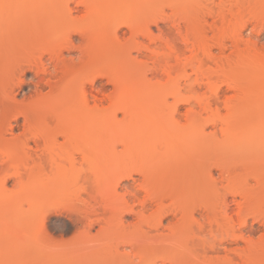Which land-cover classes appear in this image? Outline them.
<instances>
[{
	"label": "rangeland",
	"instance_id": "374dc122",
	"mask_svg": "<svg viewBox=\"0 0 264 264\" xmlns=\"http://www.w3.org/2000/svg\"><path fill=\"white\" fill-rule=\"evenodd\" d=\"M78 1H84L86 5L79 6L77 3H72V7H78L72 16L80 17L87 13L89 21H86L87 24L85 20L81 23L73 22L68 17L67 27L64 28V31L70 24L73 28L78 25L80 27L77 26L79 36L76 32L72 43H76V46L78 44L80 50L81 46H86L85 49L88 50L82 49L84 55L89 50L92 53L90 55L86 52L85 57H82L84 63L79 62L78 59L73 62L69 58H74L76 55L72 53L73 51L69 53L64 49L65 60L68 59L75 65L71 63L68 65V62L64 61V64L66 62L65 67L62 63L64 70L61 71L65 73L66 77L60 79L62 84L59 83L56 91L47 93L45 95L47 98L44 96L40 102L42 107L51 111L63 109L66 107L63 104L70 100L78 105L79 96L77 93H65L63 90L65 88V90L76 89V84L89 76L95 75L99 79L98 76L102 73L105 75H101V77L105 76L103 77L105 79L102 78V81L99 79L96 84L104 83L107 95L111 91L113 92V89L118 90L114 92V95L118 93L120 98L122 97L121 100L124 98L126 103L130 100L128 96L130 95V98L133 96L129 101L130 104H126V107L127 105L131 106L127 109H132L133 112L132 110L131 112L134 114L132 116L124 114L126 117L121 110L125 108L123 100L119 102L115 98L116 104H114L109 96L105 97L104 135L103 132L101 135L100 133L93 135L96 139L103 138L97 140L103 141L100 148L105 152V167L101 171L103 178H100L101 183H99L101 187H99L101 190L99 192L101 193L96 194L100 205L99 212L97 215L91 214V216L100 217L102 221L104 220L103 216L109 217V224L104 225L105 222L100 221L104 228L99 226L101 224H96L90 228L91 230L88 224L86 225V221L83 220L85 219L84 214L88 210L89 214L91 207L95 203L97 204V200L90 193L82 191L83 188L81 190V186L83 187L85 183H81L83 180L78 181L76 177L75 183H72L71 199L66 200L67 198L63 197L69 205L64 203L63 198H61L63 201L61 207L60 205L59 207L55 206L56 202H53L46 217V224L41 228V212L47 206L43 202L49 203L47 199L50 201L58 199L52 194L53 192L49 191H52L57 183H43V181H47L46 175L50 172V168L46 165L45 168L42 167V172L39 161L48 154H45L41 147L39 148L33 141L29 142V147L24 144V140L21 145L20 138L25 139V130H22L24 128L22 127L23 122H21L24 118L19 116V123L14 119L15 115L25 113L39 122L44 117V113H40L44 112L42 110L44 108L35 111L34 103L32 104V101L23 97L22 94L27 93L29 87H25L21 93H19L20 90L14 89L13 93L16 94L17 100L15 103L8 101L10 96L9 94L6 96V94L11 90L12 85L10 77L13 75L10 70L12 74L16 71L18 73V70L13 68L14 60L12 59L30 56L29 49H33L36 55L42 54L48 49L45 48L46 42L65 47V42L68 39L65 33L60 34L58 30L55 33L60 35V39L44 33V26L48 24L46 26V31H48L51 21L44 20L45 16L43 18V13H39L40 10L25 11L26 13H16V15L8 14V18L4 17L7 14L4 11L1 13L3 15L0 14L3 17L0 18V34H2L0 35V57H2L0 58V94L3 89L2 93L5 92L0 95V101L2 100L0 102V147L1 149L5 148L8 155H11L12 152L10 162H13L12 165L10 163V166L6 165L4 168H0V264H196L195 251L200 254V264H264V141L261 139L263 135L259 136V133H264V127H262L264 126V0H155L151 11L148 10V3H145V0V2L143 0H75V2ZM5 3L0 0V7H2L0 9L7 8V6L5 7L7 3ZM97 10L105 18V24L102 25L104 31L101 33V26L95 17ZM60 11L63 14L65 12L63 9ZM34 15L37 16L36 21L31 20ZM64 15L66 16V12ZM177 18H183L180 19L182 33L195 43V46L190 47L193 50L186 49L185 51L183 46L179 52L183 53L182 56L185 55L184 57L180 55L184 61L189 58L186 60L192 63V65L186 66L184 71L177 67L180 66L179 60L175 58L177 54L171 53V46L177 41L180 43L179 45H182L170 22ZM148 28L152 30L151 35H148L147 38ZM93 29H96V32ZM81 30L87 33L84 35L86 39H83L84 37L80 34ZM27 31H32L38 37L41 36L38 38L37 45L32 46V40H30L32 44L26 43V36L29 34ZM42 39H45L43 43H41ZM83 41H88L89 45ZM90 42L92 43L90 44ZM54 44L53 46H55ZM179 45L176 46L179 48ZM58 46L51 47V49H59ZM88 46L91 48H87ZM40 47H44L45 50ZM47 52L45 51V53ZM48 56L46 54V58ZM155 65L156 68H154ZM63 72H61V76H64ZM30 75L27 74L26 78H30ZM108 76L117 80L116 83L120 78L121 82L119 81L120 83L118 82L117 85L111 84V82H107L106 77ZM11 79L13 78L11 77ZM64 84L71 88L67 86V89ZM79 85L78 83L77 86ZM112 85H115L116 88ZM119 85L122 87L121 89ZM180 85L181 88L183 87V89L180 88L181 90L178 88ZM7 89H9L8 92ZM60 91H63L62 94ZM178 91H182V94L185 93L182 101H179L181 95ZM46 92L45 90L44 93ZM122 92H124V96L127 95L128 100H125L126 97L123 94L122 96L119 94ZM64 94H67L68 97ZM70 95L74 96L72 97L74 100ZM110 97L113 99L115 96ZM59 98H62L61 102ZM120 98L118 97V99ZM184 100L186 101L183 102ZM117 102L119 103L117 104ZM19 104L22 105L21 108H19ZM24 108L27 111L31 109L29 111L31 113L25 112ZM194 108L196 111L192 110ZM188 111H193L192 120L189 118L192 112ZM195 112L198 117L193 121ZM115 114H117L116 117H114ZM187 114L190 116L187 117ZM177 118L182 120H180L182 125L180 122L179 124L176 122ZM155 121L160 126L156 127ZM10 122L14 125L13 129L8 128ZM257 130L259 132L255 135ZM80 134L83 138V133ZM177 140H183L180 142L185 150L199 152L202 159L200 163H202L201 166H198L199 168H196L199 173L203 174L205 171L204 182L200 184L199 188L201 201L206 205L203 210L205 214L203 224L206 226L203 230V243L200 246H190V248L185 247V243L181 242L176 245H168L163 239V243L160 242L154 229L150 233V229L145 231L148 229L146 227L141 230L129 226L136 221L131 215L124 216L123 221H125L122 225L118 217L121 215L122 208L124 209V204L121 205V202H124L120 199L126 192L124 187H127L132 181L124 180L123 186L116 188L117 174L115 178L113 176L109 178L114 175L112 168L118 170L117 162L120 161H117V158L120 160L124 156L126 163L134 164L139 161L143 148H150L149 143H151L150 149H154L155 143L177 144L179 142H176ZM125 142L130 144V149L124 150ZM260 143L262 148L258 149L257 146L261 145ZM25 146H27V150ZM3 150L0 151L2 158L6 157L2 156ZM110 152H113L117 157ZM28 153L32 154L31 158ZM76 155L78 161H81L82 153L77 152ZM111 157L112 159H110ZM113 162H115L114 165H112ZM109 165L112 166L109 167ZM207 166L211 168L216 166L218 169L222 167L226 178L223 179L220 175L221 169L220 172L215 169L216 172L213 170V175L219 181L211 183L208 181L210 179L208 171L210 170ZM193 169V167L189 168V173H192ZM170 172L173 170H160L158 174L161 180H169L167 176L171 175ZM5 174L6 178H4ZM252 176H257L262 181L259 180L260 182L256 183L257 181ZM90 184L92 183H86V185ZM152 185L157 189L167 191L170 195L163 192L167 197L175 196V193L176 197H179L187 191L189 183H152ZM88 187L91 192V187ZM47 188L49 189L46 190ZM41 190L42 192H40ZM45 198L47 201H44ZM169 201L171 200L168 197L166 202ZM72 203L78 204V209L75 210ZM84 203L85 205L89 204V207L87 205L83 208V211L88 208L84 211L86 213L81 211ZM130 203H132L131 200ZM226 203L230 207L227 211ZM43 205L45 206L42 207ZM59 208L61 209L59 210ZM104 209L108 210L104 213ZM77 210L82 214H78ZM208 217L212 219V225L208 221ZM170 218L168 219L170 220ZM173 219L175 218L171 220L175 221ZM168 221H165L164 224H167ZM162 229L160 231H163V235L169 233L166 228ZM181 233L184 238H188L191 233L189 226L184 227Z\"/></svg>",
	"mask_w": 264,
	"mask_h": 264
},
{
	"label": "bare ground",
	"instance_id": "6f19581e",
	"mask_svg": "<svg viewBox=\"0 0 264 264\" xmlns=\"http://www.w3.org/2000/svg\"><path fill=\"white\" fill-rule=\"evenodd\" d=\"M145 1L143 0V2L148 3V7H147V4L145 6L148 8V10L151 11L153 2L155 0H145ZM3 2H6L7 3V5H5V7L7 6V8L0 9V14L2 12L4 13V11L7 12V14H5L4 17L6 16V18H8V14L9 15L10 14L16 15V13L17 14L26 13L25 11L30 12V10L31 11L40 10L39 13H43L42 14L43 18L45 16L44 20L48 21V19H49L51 21V23L49 24L51 26H49L50 28H49L48 31H46V26L48 24L46 26L42 25V26L45 27V32L44 33H46L48 35H51V36H55V37L58 38L60 35L58 36V34L55 33L56 30H58V33H60V34L61 33H65L66 34L65 36H67V39H68V41L65 42V47L64 46L63 47L58 46V44H54V43L50 44L49 42H48L49 44H47V42H46L45 45H47L48 47L46 46L45 48L46 49L48 48V49L45 50L44 47H42V48L40 47V49L45 50L46 52L47 51H49V52L45 53V51H44L42 54L36 55L33 49H29V51H30L29 52V55L30 56H28L27 55L28 53H27L26 55L28 57H25V58H22L21 57V58H17V59H12V60H14L13 61V65H14L13 68L17 69L18 70V73H16L17 72L16 71V72H14L16 74H14V73L12 74V71L10 70L11 75H13V76H11L13 79H11V77H10V81H12V83H10V84H12L11 87H10L11 90L7 89V92H8V90H9V92L6 94V96H8V94L10 96V97H8L10 100L8 99V101H14V103H15V100H16L15 95L16 94L13 93L14 92V89L20 90L19 93H21V91L25 87H29L28 92L27 93H23L22 95H23V97L25 99L27 98V99H29V101H32L31 102L32 104L34 103L35 111H37L39 109L44 108V107H42V103L40 102L42 100V98H44V96L47 95V93L54 92V90L56 91V88H58V86L60 84H62V82H61L62 80L60 81V79H63V77H66L65 76V73L63 71H61V70H64V68H63V64L64 63L63 62L64 61L68 62V65L71 62H69L68 59H67L68 61L65 60L66 57L64 55V49L66 51H68L69 53L71 51H73L72 53H74V55H76V56H74V58L70 57L69 58L70 61H71V59H72V61L75 60V59L77 61V59H78V61L81 62V63L83 62V59H84L82 57H85L86 52H88V51H86L85 52V55H84V50H88V49H85L86 46L85 47L81 46V48L84 49V50H82V49L80 50L79 49L80 46H78V44L76 46V43H74V44L72 43L73 42L72 41L73 40V36H74V34L76 36V32L78 31L77 30L78 27H79L78 25H77L78 27L75 25V28H73L71 26V24H70V26L68 27V29L66 31H64V28L67 27L66 22H68V20H67L68 17L73 22L74 21L75 22L76 21H79V23H81V21L84 22V20H85V23L87 24L86 21H89L88 20L87 13L85 15L80 16V17L79 16L77 17L75 15H74L75 17H73L72 14L74 13V11L76 13L78 7L75 8V7H72L71 6L72 3H77V5H79V6H81V5H84L85 6L86 5V2H84V1L83 2H79L78 1L79 2L78 3V2H75V0H3ZM225 3H226V1H225ZM89 6H90V3H89ZM92 6H93V4H92ZM146 7H145V10L147 11ZM0 8H2V7H0ZM61 9H63L66 12V16L64 15L65 12L63 14L60 11ZM97 9H99V8H97ZM94 11H96V10H94ZM1 15H3V14H1ZM1 15H0V18H3ZM13 15H12V17H13ZM90 15H93V14L90 13ZM42 16H41V18H42ZM46 16H47V19H46ZM95 17H96L97 23L101 26V30L99 29L100 30V33H101L102 31H104V30H102V28H103L102 25L105 24L104 23L105 18H104V16H101V14H99L98 10H97V13H95ZM180 19L177 18L175 20L172 19L170 21L171 22V26L173 27V29H175V31L177 33V36H178V39L180 40V42L182 44V45H179L180 43L177 41L178 44L176 42V44L172 45L171 46V50H172L171 53H174V55H175V53L177 54L175 56V58H176V60H179L178 63L180 64V66H177V67H179V69L181 68L184 71L188 67V65L189 64L192 65V63L191 62H188L189 58H186L188 60L185 59V61H184V59H182V57H184L185 55L182 56L183 53H179V52L183 49V46H184V49L183 50H185V51H186V49L187 50L188 49H192L190 47L191 46H195L194 45L195 43L193 41H191L186 34H183L182 33L181 20L183 18L181 20ZM13 20H15V19H13ZM23 20H24V18H23ZM31 20L36 21L37 20V16H35V15L32 16L31 17ZM38 20L41 21L39 18H38ZM61 20H62V22H60ZM24 23H26V22H24ZM69 23H68V25H69ZM44 24H46V22H44ZM129 26H131V25H129ZM86 27H87V25H86ZM41 29H43V27ZM160 29H161V27H160ZM87 30H88V28H87ZM151 30H150V28L147 29V31H149V34H146L147 36L145 35L147 38H148V35H151L150 34L151 33ZM90 31H91V29H90ZM80 32H82L80 34L82 35V37H84L83 39H86L84 35L85 34L87 35V33L84 32V31H82V30ZM162 32H165V31H162ZM27 33H29V34H27ZM27 33L26 34L28 36H26L27 37L26 38V43L29 44L30 40H32L33 44H32V42H30L32 44V46L37 45V43L39 42L38 41V38H40L41 36L38 37V35L33 34L32 31H30V32L27 31ZM39 33H40V30H39ZM77 34H78V32H77ZM142 34H144V32H142ZM0 35H2V34H0ZM3 35H4V33H3ZM98 35H100V34H98ZM152 35H153V33H152ZM164 35H163V37H165ZM78 36H79V34H78ZM102 37H103V35H102ZM45 39H42V42L41 43H43ZM59 39H60V37H59ZM51 40H52V38H51ZM99 40H101V39H99ZM190 41L192 42V44H190L191 43ZM83 42L84 43L87 42V45H89L88 41H83ZM70 43H72V44H70ZM91 43L92 42H90V44ZM53 44L56 47L58 46L59 49H54V48L51 49V47H55V46H53ZM176 45L177 46L179 45V48ZM40 46H42V45H40ZM77 48H78V50H77ZM87 48H91V47L88 46ZM49 49H51V50H49ZM195 49H196V47H195ZM39 51H41V50H39ZM82 53H83L84 56L82 55ZM89 53L91 55L92 52H90V50H89L88 54ZM46 54L49 55L47 58H46ZM149 56H151V55H149ZM0 58H2V57H0ZM80 59H82V60L80 61ZM151 60H153V58H151ZM66 62L64 64L65 67H66ZM154 62L156 63V61H154ZM192 62H194V61H192ZM71 64H74V63H71ZM77 65H80V63L79 64L77 63ZM85 65H87V64L85 63ZM176 65H178V64H176ZM156 67L157 66L155 65L154 68H156ZM61 72L64 73V76H61V74H62ZM27 74H29V75L31 74L30 75V78H26ZM66 74H68V73H66ZM14 75H16V76H14ZM101 75H105V74L102 73V74L99 75L100 77L98 76V78L101 79L100 81H102V78L105 77V76L101 77ZM60 76H61V78H60ZM109 77H110V79H109ZM70 78H71V76H70ZM112 78L113 77H111V76L106 77V79H108L107 82L109 81V83L111 82V84H116L117 85V83L120 81V78H119V81L117 83H116L117 80L115 81ZM99 79H97V76H95V75L92 76V77L89 76V77H87V79L84 78V81H80L81 83L78 82L80 85L77 86V84H78L77 83L76 84V87H77L76 89L74 88L73 90H71V89L70 90H65L66 88L64 89V87H63V89H64L63 91H65V93L66 92L67 93L70 92L72 94L75 93V92L77 93V95L79 96V104L77 105L74 101H71L70 100V102L69 101L68 102L66 101L67 103L66 104H63V106L64 105L66 106L63 109H61L60 107H58L59 109H61L59 111H51L48 108H44V109H42V110H44V112H42L40 110L41 111L40 113H44L43 114L44 117L39 122H37L36 120H33L31 118V116L29 117V115L27 116L25 113L22 114V115L21 114L20 115L19 114L15 115L14 121H16V122H18L19 116H22L24 118L23 121H21V122H23V124H22L23 126L22 127L24 128L22 130L23 131L25 130L24 131V133H25V135H24L25 137L24 138L25 139L20 138L21 139V145H22V140H24L23 141L24 144L27 145L28 147H29V145H28L29 142L30 141L31 142L33 141L35 143V145H37L39 148L41 147V150H43L45 154H48V155H46L45 158H43V159L40 160L41 162L39 161V164L41 165V169H42V167L45 168L46 165H48L49 168H50L49 169L50 172L48 171L49 173L46 175L47 176V181H45V182L43 181V183H57L53 187V189H52L51 186H49L52 189V191L51 190H49V191L50 192H53L52 194L54 196H56V198H58L59 200L57 199L55 201L54 200H51L50 201L49 199H47L49 203L43 202L47 206L45 208H43V211L41 212V216H40L41 228H43L45 226V224H46V222H45L47 220L46 217L49 214L48 211L50 209V205L53 202H56V205L55 206L59 207V205H60V207H61L62 202L65 200L63 197H66L67 198L66 200L71 199L72 191H73V189H72L73 188L72 183H75L76 177H77L78 181L79 180L80 181L81 180L85 181V182L81 181V183H85L84 184L85 187H84V185H83V187L81 186V190L83 188L82 191H86V193L87 192L90 193L92 195V197L95 198L96 200H97L96 194L99 191H101L99 189V187H100L99 183H101L100 178L103 176L102 173H101V171L105 167V152H104V150H101V148H100V146H101L100 144L103 141L100 142L99 140H97L98 138L101 139L102 137H98L96 139V137L94 138L93 135H95V134L97 135L99 133L101 135V133L103 131H105V105H104V103L106 102L105 101L106 100L105 97L108 98L107 96H109V98L114 101L113 102L114 104H116L115 98L119 102L120 101L122 102V100L124 101V98L121 100L122 97L120 98V96L118 95V93H115V95H114V92H117L118 91V90L115 91V89H113V92L110 90L111 91L109 93L110 95L109 94L107 95L105 93V88H104V85H103L104 83L101 82V85H99L100 83L96 84V82ZM103 79H105V78H103ZM111 84H109V85H111ZM7 85H6V87H8ZM64 85H65V87L68 86L66 84H64ZM120 85H119V88L121 89L122 87H120ZM112 86H114V88H116L115 85H112ZM68 87H67V89H68ZM69 88H71V87H69ZM178 88H179V90L183 89V87L181 88V85ZM178 88H177V90H178ZM3 90H1V94H4L5 93V92L2 93ZM45 90L47 91L46 93H44ZM123 90H126V89H123ZM177 90H176V92H177ZM62 92H61V94H62ZM178 92H179V95H181V99H179V101H182V99H183L182 97H183V95L185 93L182 94V91L181 92L178 91ZM123 93L124 92L119 93V94L122 96ZM172 93H173V91H172ZM64 95L66 97H68L67 94H64ZM110 96H112V97L115 96V97H113V99H112ZM123 96H124V94H123ZM126 96L127 95H125L124 97H126ZM72 97H74V96H71V98ZM118 97L120 99H118ZM128 97H129L130 100H132L131 98H133V96H131V98H130V95ZM45 98H47V96H45ZM65 99H67V98H65ZM72 99L74 100V98H72ZM59 100L61 102L62 98H59ZM125 100H128V98L126 97ZM130 100H128L127 103L124 101L125 102V108H122L121 109L122 112H123V115L125 114V115L132 116V114H134V113H132L133 112L132 109H131L132 112H131L130 109L129 110L127 109V107L130 108L131 106L129 107L127 105V107H126V104H130L129 103ZM185 101L186 100H184L183 102H185ZM0 102H2V100ZM5 102H6V100H5ZM60 102H57V103H60ZM92 102H93V104H92ZM119 102H117V104ZM183 102H178V103H183ZM21 106L22 105H20L19 108H21ZM25 107H28V106H25ZM29 108H32V107H29ZM30 110L27 111L25 109V112L27 111V113L29 114V113H31V112H29ZM192 110H195V108L192 109ZM20 111H21V109H20ZM176 112L178 114V111H176ZM179 112L182 113L181 111H179ZM188 112H190V111H188ZM191 112H192L191 116L189 114H187L188 115L187 117L190 116L189 117L190 120H192L191 117H194L193 111H191ZM178 115H180V114H178ZM116 116H117V114L114 115V117H116ZM197 117H198V115L196 116V112H195V118H193V121H195V119H197ZM175 120H176V118H175ZM180 120L181 119L178 120V118H177V121L176 122L179 124ZM155 123L157 125L156 127H158V125L160 126V124L157 123L156 121H155ZM180 123L182 125V122H180ZM262 127H264V126H262ZM262 127H258V128H262ZM8 128L9 129H13L14 128V125H13L12 122H10L8 124ZM2 129H4V128H2ZM258 132L259 131L257 130V132H255V135ZM80 133H83L82 134V135H84L83 138H82V136H81ZM103 135H104V132H103ZM261 135H263V138H261V139L264 141V133L263 134H262V132L259 133V136H261ZM80 136H81L82 139L80 138ZM22 137H23V135H22ZM60 138L63 139V140L61 141ZM179 138L182 139V137H179ZM79 140H82V141L80 142ZM178 141L179 140H177L176 142H178ZM180 141H183V140H180ZM180 141L177 144L170 143V142H166V145L165 144L162 145L161 143H155L154 146H153L154 149H150L151 148V143H149L150 144V148L145 149V148L142 147L143 150H142V152H141V154L139 156L140 159H139V161L137 163H134V164L126 163V160L124 159L125 158L124 156H123L124 158L123 157L122 158L119 157L120 160H118V158H117L116 160L117 161H120V162H117L118 163V170L116 169L117 170L116 171L115 168L114 169L112 168V170L114 171L113 174L115 176L114 175H111V176H109V178H111L112 176H113V178H115L116 177V174H117L118 178L117 177L115 178V179H117L116 180V188L123 186V181L124 180H128V181L130 180V181H132V182H129L130 184L127 187H124L125 190H126V192L124 191L125 193H124L123 197L121 196V199L122 198L123 199L122 200L120 199V201H123L124 202V203L121 202V205L124 204V209L120 205L121 208H122V211L120 212V214H121L120 216L121 217L120 216L118 217L119 220H120V223H122V225L124 224V221H125V220L123 221L124 216L125 215H131L134 219H136V221L133 222V223H131V224H129V226L134 227V228H138V229H141V230H143L146 227L148 229H145V231L146 230L148 231L150 229V233H151V230L154 229L157 232L155 235H156V237H159L157 239H160L159 240L160 242L163 243V241H164L168 245H171V244L176 245V244H178V243L181 242V243H185V247L190 248V246H192V247L194 245L200 246L203 243V235H204L203 234V230L206 227L203 224V219L205 218V214H204V211L203 210L205 209V206L206 205L203 204L202 201H201L200 194H199V188H200V184L204 182L203 174L205 173V171L202 174V172L199 173L197 171V168H196V167H198L202 163V162L200 163V161H202V159L200 158L201 155H199V152L197 153L195 150H194L195 152H192L190 150H185L183 148V146L181 145L182 143ZM262 144L259 145V146H257L258 149H261L262 148ZM124 145H125V149L124 150H128V149L131 148L130 147V144L128 142H125ZM256 145H254V146H256ZM27 146H25L26 147L25 148L26 150L28 149ZM31 148H32V146H31ZM0 149H1V147H0ZM3 149H1V150H3V153L1 152L3 154L2 156H6V157H3V158L0 157V168H4V166H6V165L7 166H10V163L12 165V162H13L12 160H11L12 162H10V158H11L10 156H12V152H11V155H8L7 152H5V148H3ZM192 149H193V147H192ZM263 149H264V147H263ZM114 151H115V149H114ZM77 152L82 153L81 161H78V159H77V155H76ZM30 153H28V156L30 155ZM110 153H112V155L114 154L113 152H110ZM118 153H119V151H118ZM118 153H117V155H118ZM122 154H124V153H122ZM31 155L29 156V158H31ZM146 156H148V157L146 158ZM43 157H44V155H43ZM112 157L110 159H112ZM244 162H245V160H244ZM108 163H110V162H108ZM114 163L115 162H113L112 165H114ZM112 165H109V167L112 166ZM48 166H47V168H48ZM191 167H193L194 169H193V172L192 173H189V168H191ZM207 167L210 170V171H208L209 172V176L207 174V176L210 177V179L208 181H210L211 183H218L219 180L216 177H214V175H213V170L215 171V169H218V168L216 166H214L215 168H213V167L211 168L209 166H207ZM47 168H46V170H47ZM167 169L173 170V172H170L171 173L170 176H167L166 175L169 178V180H161L158 172L160 170H162V171L165 170L166 171ZM220 169H221V174L220 175L222 176L223 179H225L226 177L224 176L222 167ZM220 169H218V171ZM42 172H43V169H42ZM206 172H207V170H206ZM7 174H8V172H7ZM9 175H10V173H9ZM41 177H42V175H41ZM4 178H6V174H5V177ZM253 178L257 181L256 183H259L260 181H262V179L261 178L258 179L259 177H257V176H255ZM206 181H207V178H206ZM87 182H88V184L89 183H92V184L86 185ZM114 182H115V180H114ZM152 183H189V185H188L187 191H185V192L183 191L184 193L182 192L183 193L182 195L179 194L181 196L176 197V193H175V196H171V197L168 196L171 201H169L167 203L166 202V200L168 199V197L166 195V194H168L167 191H165V190L162 191L160 189H157L155 186L152 185ZM194 183H196V184H194ZM88 186L91 187V192L89 191V189H88L89 187ZM48 189L49 188H47L46 190H48ZM40 192H42V190ZM163 192H166V194L163 193ZM176 192H178V191H176ZM100 193L101 192H99V194ZM42 194H41V196L43 197V195L45 193L43 195ZM52 194L50 193V195H52ZM168 195H170V194H168ZM49 197H51V196H49ZM61 198H63V201L61 200ZM52 199H54V198H52ZM45 200H46V198L44 199V201ZM66 200H65L64 203L68 204ZM130 200L132 201V203H130ZM83 201L84 202H87L85 200H83ZM83 201H82V203H83ZM88 201L90 202V200H88ZM71 202H73V201H71ZM96 202H97V204L95 203V205H93L91 203V205H93V206L91 207V210H90L89 214H88V211L89 210L86 211L87 213L84 212L88 208H85L84 211H83V208L84 207H86L87 205H88L87 207H89V204L88 203H86L87 205H85V203H84V206L82 204V207H81V211L83 213H86V214H84L85 219H83V220L86 221V225L88 224L89 229L91 227H94L96 224H101L100 221L101 222L104 221L105 222L104 225L105 224H109V222H108V220H110L109 217L106 218L105 216H103L102 218H104V220L102 221L100 217L94 218V217L91 216V214H94V215L96 214L97 215V212H99L98 209H99V206L100 205L98 203V200ZM131 204H133V205H131ZM45 205H43L42 207H44ZM75 205H74V208L76 210V209H78V207H77L78 204H75ZM104 205H105V203H104ZM79 206H81V205L79 204ZM101 206H103V205H101ZM105 206H107V204ZM71 207L73 208V206H71ZM226 207H227L226 208V211H227L230 208L227 203H226ZM72 208H71V210H73ZM60 209L61 208H59V210ZM53 210H54V207H53ZM79 210H80V208H79ZM107 210L104 209V213ZM64 211H65V209H64ZM77 211H74V212H77ZM79 212L80 211H78V214H82V213H79ZM169 217H171L170 220L168 219ZM172 218H175V219H173L175 221H172L171 220ZM165 221H168V223L167 224H164ZM208 221H210V224L212 225V223H213L212 222V219L209 218ZM217 224H215V225H217ZM102 225H103V223L101 225H99V226L104 228V226H102ZM186 226H189V228L191 230V233H190V235H189L188 238H184L183 235H182V233H181V231ZM165 228L169 231V233H167V234L164 233V235H163L162 234L163 231H160V230L161 229L164 230ZM88 231H87V233H88ZM212 234L215 235L214 233H212ZM162 239H163V241H162ZM118 251H119V249H118ZM195 254H196L195 255V257H196V264H200V261H201L200 260V254H199L198 251H195ZM155 264H159V263H155ZM163 264H167V263H163Z\"/></svg>",
	"mask_w": 264,
	"mask_h": 264
}]
</instances>
